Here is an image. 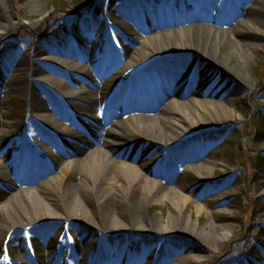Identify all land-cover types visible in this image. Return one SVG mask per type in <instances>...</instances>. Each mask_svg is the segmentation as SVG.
Masks as SVG:
<instances>
[{
  "label": "rangeland",
  "instance_id": "1",
  "mask_svg": "<svg viewBox=\"0 0 264 264\" xmlns=\"http://www.w3.org/2000/svg\"><path fill=\"white\" fill-rule=\"evenodd\" d=\"M21 1L12 0L16 8L15 24L0 29V155L7 166L5 173L0 172V264L9 259L2 255L6 249H12V255L17 259L12 264H42V260L45 264H83L86 260L90 264H176L178 260L181 261L179 264H264V222L256 215L264 206V193L258 192L264 177V0H42L35 7L20 9ZM76 6L83 8L81 13L73 10ZM133 6L144 13L155 9L166 14L153 20L157 21L155 23L148 22L153 19L151 15L143 14L138 20L136 15L135 30L123 28L122 31H112L110 20L101 18L103 9L133 13ZM250 7L256 8L253 16L257 27H251L245 21L240 24L245 19L244 9ZM127 20L131 22L129 18ZM194 24L235 29L234 36L253 41L257 48H251V57L244 58L249 62L250 74L245 83L227 71V76L217 84L215 80L220 74L217 66L204 62L199 68H204L202 74L193 78L205 83L202 88L205 92L210 89L211 97L226 103L231 108L228 113L218 111L214 104L199 106L190 101L189 106L203 121L196 128L189 127L194 130L192 136L187 137L185 143H181L184 138L179 139L181 141L172 153L167 151L168 146L148 145L145 154L150 167H147L148 176L165 185H176L174 191L169 189L164 197L162 192L160 199L147 205L146 218L157 223H141L142 228L138 230L115 225L104 228L81 219L75 227L60 228L57 225L56 229L46 228L41 235L35 226L29 230L31 234H38L35 241L25 238L17 245L13 240L14 229L10 228L4 215L11 213L16 198L10 196L18 190V184L35 186L38 180L57 175L59 184L49 181L48 187L40 190L50 203L59 196L63 199L68 190L66 186L74 185L76 181L83 182L85 192L90 195V187L91 190L113 187L112 183L106 184L104 180L95 183L93 178L75 172V164L69 166V159L79 154V150L84 153L99 144L97 134L101 131L90 120H80L91 128V132L94 129L98 132L94 131L90 137L85 135L87 140L76 146L70 144L71 148L65 146L62 151L59 141L63 134L59 133V127H74L66 116L72 115L76 119L88 98L96 96L106 103L118 84L124 87L132 83L131 70L116 68L126 51L140 48L142 56L148 55L152 59L158 53L156 41L161 42L168 35L175 41L179 39L174 34L155 39L154 29L186 28ZM209 31L215 32L214 28ZM78 47L91 54L83 70L65 67L71 70L68 72L58 60L47 58L62 56L66 50ZM112 53L118 60L111 58ZM108 55L109 63L105 62ZM230 62L237 61L233 58ZM36 65L64 83L71 78H91L97 80L98 85L100 81L110 80L111 84L95 93L84 94L83 98L70 99L61 93V81L41 77ZM174 68L179 67L175 65ZM103 69L111 74L116 72L117 76L98 78ZM162 90L164 92L160 93L166 97H209L200 95V88L192 85L190 79L173 90ZM144 103L146 106L141 107V111L148 114H156L161 108L156 100ZM37 106L43 113L63 114L62 123L39 119L34 124ZM115 110L113 107L100 110L108 128L114 125L121 112L114 129L133 130L138 124L130 118L136 109ZM166 111L177 116L173 110ZM30 129H33L32 134L28 135ZM207 157L213 166L198 171L195 166ZM30 161L34 162L31 166ZM30 171L34 174H29ZM118 183L123 185L125 182L120 178L115 185ZM147 183L145 180V184H136L142 197H147ZM164 222L171 226L169 231L158 227ZM183 226L189 230H183ZM219 228L229 231L227 238L214 239L212 231ZM79 237L85 239L87 248L82 256L76 251L69 252L76 257L71 256L73 261L66 263L57 251Z\"/></svg>",
  "mask_w": 264,
  "mask_h": 264
},
{
  "label": "bare ground",
  "instance_id": "2",
  "mask_svg": "<svg viewBox=\"0 0 264 264\" xmlns=\"http://www.w3.org/2000/svg\"><path fill=\"white\" fill-rule=\"evenodd\" d=\"M41 1L42 0H22L20 9L24 6L25 8L35 7ZM240 7L242 8L241 5ZM240 7H238L239 12L242 11ZM132 9H134L133 13L132 11L129 13V10L113 11L111 9H103L101 18L110 20L111 30L115 29L122 31L121 29L123 28L125 30L131 28L135 30L136 21L134 19L136 15V20L140 19L143 14L151 15L150 18L153 19L148 22L152 21L155 23L157 21L153 20H158V18L161 19L160 15L166 14L165 12L155 9L151 10L150 13L138 11V7L136 8L134 6ZM244 10L245 19L242 20L240 24L245 21V23H249L251 27H257L258 24L254 22L255 17L253 16V10L256 11V8L250 7ZM15 16L16 8L12 4V0H0V29H7L9 26L14 25ZM128 18L131 20L130 23L127 22ZM212 28H214L215 32L209 31V29ZM234 31L235 29L225 30L213 24H194L186 28H179L176 26L173 27V29L167 28L166 30L154 29L153 37L155 39H159L161 36L167 34L178 35L179 39L175 41L173 38H169L168 35L166 37L167 39L164 38L161 42L156 41L155 48L158 53L154 55L152 59L148 58V55L142 56L140 48H134V50L131 48L129 52L126 51V54H123L120 60L121 62H118L116 68H120V71L125 69L131 70L130 75L132 76V80L130 82L132 83L124 87L118 84L113 92L114 95L112 94L110 100L106 103H102L104 101L101 102L96 96L88 98L85 102L86 106L84 110L78 114L76 119L73 118L72 115L66 116L74 127L64 126L63 128L59 127L58 130L60 134H63L62 140L59 141V146L61 150L64 151L65 146L68 148H71L70 144L76 146V144H79L81 141L87 140V137H90L89 135L94 134L95 129L91 132V128L83 125L80 120H90L93 124H96L99 129L98 131H101L97 134V138L100 139L99 144L93 146L91 150L84 153L79 150V154L69 159V166L75 164V172L78 171V173L83 174L87 178H93L95 183L103 180L106 184L112 183L113 187L110 188L105 186L104 189H96V187H94L92 190L90 187L92 193L90 195L85 192L86 185H83V182L76 181L74 185L70 183L69 186H66L68 190H65L63 199L59 196L56 201H51L50 203L42 195L43 193L40 190L41 187L43 189L48 187L49 181H54L56 184H59L57 175H53L48 179L38 180L35 186H22L18 184V190H15L10 196L11 198H16L13 206L16 207V209L13 210L12 207L11 213L8 215L5 212L6 214L4 215L5 219L10 223L8 224L10 228L14 229L13 233L15 235L13 240L16 241L17 245L19 242L20 244L24 242L27 238L30 242L35 241L37 235L39 233V235H41L46 228L56 229L57 225L60 228L66 226L75 227L81 219L84 222L99 225L104 228L115 225L119 228L134 227L140 230L142 228L141 223L149 221L151 224H156V220H148L145 216L147 205H149L150 202L160 199L162 192H164V197L165 192L169 189L174 191L173 189H175L176 185H165L158 179L148 176L149 170L147 167H149V165L145 157L148 151V145L162 144L168 146L167 151L172 153L173 148L177 147L180 143L181 140L179 139L184 138L181 143H185V141L192 136V132L194 131L193 128H196L198 123L203 124V121L199 120L198 112L189 106L190 101H194L199 106L203 104H214L218 106V111L224 110L227 112L231 109L226 103H222L218 99H215V96L211 97L213 93L210 89L205 92L203 89L205 83H201L199 80L193 78L202 74L201 71L204 68L201 70L199 68L204 66L202 65V62H204L205 65L212 63L217 66L218 73H220L215 80L217 84L220 83L222 78L224 79L227 76V71L239 81L244 83L247 82L246 80L250 78L247 66L249 62L246 60L244 61V58L251 57L249 50L255 48L256 44L251 40L237 38V36H234ZM86 46L87 45H84V47ZM64 53L65 54L62 56L53 55L54 57H52L50 55L47 58L58 60L57 62L59 65H65L63 66L64 68L69 67V69L74 71H77V68L83 70V67H86V62L89 61L88 59H91L90 52L79 47L68 49ZM109 55L107 56V61L105 60L107 63H109ZM111 58L118 60L115 54H113ZM233 58L237 61L234 64L230 62ZM175 65L179 68H174ZM36 66L41 77L56 80L58 82L61 81L57 76H54L53 73L39 68V65ZM65 69L68 72L71 71L67 68ZM8 72L9 70L5 73L7 74ZM107 75L108 77L115 78L117 73L112 72L111 74V72H107L106 69H103L99 72L98 78ZM89 79L91 78H86V80L71 78L68 83L61 81V93L63 92L62 94H65L67 98L79 99L83 98L84 94L91 92L95 93L98 89L100 90L107 87L108 84H111V80L109 82L100 81L98 85L96 84L97 80L91 79V82ZM189 79L192 80V85L200 88V95L206 94L209 97H203L204 99H202L195 96L185 99L183 97H166L162 96V93H160L164 92L162 89L173 90V87H177L183 81L189 82ZM167 99L169 100L167 101ZM155 100L159 102L158 106L161 107L158 113L148 114L141 111L142 108L146 106L144 103L145 101L154 102ZM104 107H113L116 109L115 112L124 110L125 107L136 109L131 114L130 118L136 120L138 124L133 126V130H126V128L114 129L119 123L118 118L122 115L121 112L120 115L116 116L117 118L114 125L108 128V126L104 125L105 122L100 112ZM55 110L57 109L55 108ZM166 110L177 112V116L167 113ZM58 113L55 111L48 114L43 113V109L37 106L36 109H34L33 117L35 120L33 122L35 124L39 119H47V121L51 120L55 124L62 123L61 119L64 118V115L61 114V117ZM204 115L206 114L204 113ZM190 126H193V128H189ZM32 130L33 129L29 130L28 135L32 134ZM177 132L179 133L177 134ZM48 140L52 139L48 138ZM43 143L44 141L42 144ZM135 159L137 160L135 161ZM32 164H34V162L30 161L29 166ZM21 166L22 165H20V167ZM212 166L213 164L210 162V157H207L195 167L200 171ZM5 168H7V166L0 155V172L5 173ZM32 173L33 171L29 172V174ZM5 177L8 179L10 178L9 176L7 177V175ZM120 178H122L125 183H123V185L119 183L115 185ZM145 180H148V186L146 185L147 187L145 188L148 192L147 197H142V195L138 193L139 191L136 184H145ZM178 184H180V182H178ZM62 187L65 188L64 185H62ZM258 192L264 193V177L258 186ZM178 195H181L180 192H178ZM186 200L187 198L185 197V201ZM94 204L96 205L95 208H93ZM256 215L264 222V206L257 211ZM160 224H158V227L165 231L171 229L169 223L164 222ZM0 225H2L1 220ZM33 227L38 228V234L36 232L30 233L29 230ZM181 228L183 230H189L184 226ZM262 232L264 231L262 230ZM212 234L215 235L214 239H224L228 237L229 231L219 228L212 231ZM262 234L264 236V233ZM85 242L83 237H79L75 241L68 243L65 248L57 251V253L59 252V258H63L67 263L73 261L72 257H76V255H69V252L75 253L76 251L78 252L77 255L82 256L87 248ZM50 243L51 240L47 242V244ZM43 244H45V242H43ZM12 252V249H6L2 252V255L9 256V259H6L4 264H12L17 261L16 257H13ZM41 260L40 257L39 261ZM88 262L89 261L86 260L83 264H90ZM179 263H181L180 260L176 262V264ZM42 264H45V260H42Z\"/></svg>",
  "mask_w": 264,
  "mask_h": 264
}]
</instances>
